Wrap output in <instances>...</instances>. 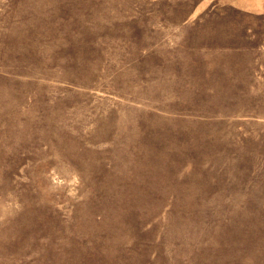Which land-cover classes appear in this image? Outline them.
Listing matches in <instances>:
<instances>
[{
	"label": "rangeland",
	"instance_id": "obj_1",
	"mask_svg": "<svg viewBox=\"0 0 264 264\" xmlns=\"http://www.w3.org/2000/svg\"><path fill=\"white\" fill-rule=\"evenodd\" d=\"M0 264H264V0H0Z\"/></svg>",
	"mask_w": 264,
	"mask_h": 264
}]
</instances>
